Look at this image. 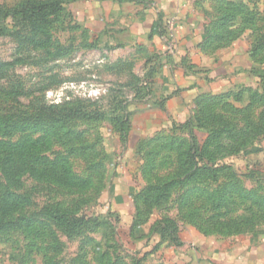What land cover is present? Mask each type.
Wrapping results in <instances>:
<instances>
[{
	"label": "rangeland",
	"instance_id": "obj_1",
	"mask_svg": "<svg viewBox=\"0 0 264 264\" xmlns=\"http://www.w3.org/2000/svg\"><path fill=\"white\" fill-rule=\"evenodd\" d=\"M21 1L0 0V8ZM78 1L50 16V43L36 47L9 35L12 18H2L11 31L0 36V63H9L0 68V113L11 103L4 86L18 92L12 104L24 112L61 104L103 117L46 133L47 157L63 156L82 183L19 171L15 192L27 199L18 213L35 221L0 230V264H166L191 234L218 247L264 238V0H189L209 38L220 34L200 48L195 69L206 75L212 58L232 55V44L249 62L237 87L190 95L169 84L191 62L175 59L174 19L161 28L165 51L157 52L78 20ZM170 181L157 200L155 187ZM46 208L85 220L61 227Z\"/></svg>",
	"mask_w": 264,
	"mask_h": 264
},
{
	"label": "crops",
	"instance_id": "obj_2",
	"mask_svg": "<svg viewBox=\"0 0 264 264\" xmlns=\"http://www.w3.org/2000/svg\"><path fill=\"white\" fill-rule=\"evenodd\" d=\"M76 6L81 7L77 13L78 20L87 22L91 19L94 24H90L93 25L99 21L101 26L96 27V31L107 25L114 30L119 42L152 46L157 52L165 51L161 28H164L165 22L174 19L172 22L177 27L174 31L175 59L178 61V58L187 55L191 60L188 65L190 68H176L170 80L169 84L174 87L171 89L179 93L190 95L202 90H228L237 87L246 74L244 69L249 62L237 52V44L228 48L233 51L232 55L225 54L223 57L219 54L206 61L209 69L206 75L195 69L194 66L199 65L205 57L200 51L203 26L189 0H81ZM230 50H226L227 54ZM216 59L219 60L217 63ZM227 74L231 78L227 79ZM184 242L188 247L177 248L167 256L166 264H264V238L261 236L244 239L227 247H218L198 234H191Z\"/></svg>",
	"mask_w": 264,
	"mask_h": 264
},
{
	"label": "trees",
	"instance_id": "obj_3",
	"mask_svg": "<svg viewBox=\"0 0 264 264\" xmlns=\"http://www.w3.org/2000/svg\"><path fill=\"white\" fill-rule=\"evenodd\" d=\"M69 1L72 0H22L16 6L0 8V36L7 35L10 33L8 31H11L2 21V18L10 15L14 23L11 28L16 29L9 35L18 38L21 43L32 44L35 47L50 43L49 24L52 22L50 16L64 11ZM219 35L209 38L203 26L200 47L204 48L217 43ZM258 45L264 47V40H261ZM8 64V62H1L0 68ZM1 89L7 98L11 99L6 109L8 113H0V230H8L11 227L20 226L21 221L27 220V223L35 221L18 213L22 200L27 199L25 194L15 192L20 184L19 171L29 172L42 180L61 186L82 183V180L70 172L63 156L50 159L45 154L46 145L50 143V139L46 137L48 130L52 133L61 123L71 119H98L102 118L103 114L97 109L89 110L81 106L66 107L61 104L45 103L39 104L34 113H28L18 110L16 105L12 104L16 101L14 96L18 92L4 86H1ZM13 108L15 111L12 110ZM122 124H120L121 129H124ZM38 130L44 133L37 138H33L29 133H35ZM18 132L23 135L13 139ZM199 150L196 147L194 151L201 156ZM206 171H208L207 168L204 172ZM172 186V181L157 185L155 187L157 200L167 197ZM45 215L61 227L69 228L67 224L70 223V229L85 220L84 216L69 218L66 212L56 208H46ZM160 232L163 235V231Z\"/></svg>",
	"mask_w": 264,
	"mask_h": 264
}]
</instances>
